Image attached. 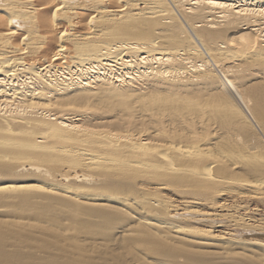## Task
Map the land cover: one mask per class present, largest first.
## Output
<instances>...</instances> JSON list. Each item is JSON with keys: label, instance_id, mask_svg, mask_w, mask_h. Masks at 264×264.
<instances>
[{"label": "bare ground", "instance_id": "obj_1", "mask_svg": "<svg viewBox=\"0 0 264 264\" xmlns=\"http://www.w3.org/2000/svg\"><path fill=\"white\" fill-rule=\"evenodd\" d=\"M102 1L0 0V264H264V0Z\"/></svg>", "mask_w": 264, "mask_h": 264}, {"label": "rangeland", "instance_id": "obj_2", "mask_svg": "<svg viewBox=\"0 0 264 264\" xmlns=\"http://www.w3.org/2000/svg\"><path fill=\"white\" fill-rule=\"evenodd\" d=\"M105 1L103 0L102 1V5H105L106 4V6H107V3L105 2ZM104 3V4H103ZM117 6V5H116ZM76 8V7H75ZM74 8V9H75ZM79 10H78V9ZM77 8L73 11V13H74V16L77 18H75L73 15H72V18H74V19H72V21H74V23L75 22H79V26L81 27V25H82V23H83V21L85 20V18H87L88 17V14H93L92 12H90V11H86V9L88 10H92L93 8H86L85 10L82 8L81 9V7H78L77 6ZM110 10H114V8H111ZM77 11V12H76ZM75 13L77 14V13H81V14H83L82 16H81V18H79L78 16H76L75 15ZM79 26H77V27H79ZM34 56H32V55H30V56H25V58H24V60H28V59H32L33 61L34 60H36L37 59V54L35 55V54H33ZM59 64H60V62H58ZM62 64H60V66H61ZM163 194H166L165 195V198H167L171 203L173 202V204L176 206L177 205V208L178 209H180L181 208V204L183 205V202L181 201V199H179L178 197H177V195H174V194H172V193H169V192H164ZM172 194V195H171ZM224 197H226V196H223V197H221V199L222 198H224ZM233 197H226V200H225V198H224V203H225V205L226 206H229V208L228 209H226V212H223L225 215H223V217L222 218H220L221 220H222V223H220V222H218V223H216V225L218 226V228H215L214 229V233L216 234H221V235H223L225 238H229V237H231V238H234V239H242V240H245V241H248L249 239L250 240H258V239H260L259 241H264V235L263 234H261V229H263V231H262V233L264 232V208L261 206V205H259L258 204V202H256V201H247V200H242V199H239V198H234L233 200ZM239 200H241V201H239ZM247 201V202H246ZM180 202H182V203H180ZM234 202V203H233ZM242 202V203H241ZM244 202V203H243ZM249 202V203H248ZM248 203V204H247ZM257 203V204H256ZM229 204V205H228ZM259 205V206H258ZM239 207V208H238ZM245 208H247V209H245ZM230 210V211H229ZM241 210H243V211H241ZM250 211V212H249ZM228 214V215H227ZM255 216V217H254ZM225 217V218H224ZM231 217H233V218H231ZM240 217H242L241 219H243V220H245L244 222H245V225L246 226H250V228L252 227H254L253 229H256V227H258L257 228V231H256V233H250V232H245V233H243V232H241V230H238V229H240V228H236V227H234V226H231V225H227L228 227H225L224 226V224L226 223V219H228V220H231L232 221V219L234 220V218L235 219H237V221H238V219H240ZM231 218V219H230ZM217 220L219 219V218H216ZM225 219V220H224ZM252 219V220H251ZM220 220V221H221ZM219 221V220H218ZM215 222H217V221H215ZM247 223V224H246ZM255 223V224H254ZM252 224V225H251ZM226 225V224H225ZM256 225H258V226H256ZM251 228V229H252ZM224 230V231H223ZM259 230H261V231H259ZM259 231V232H258Z\"/></svg>", "mask_w": 264, "mask_h": 264}]
</instances>
